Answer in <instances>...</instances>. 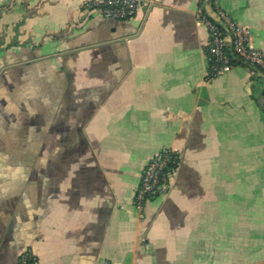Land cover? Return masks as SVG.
Listing matches in <instances>:
<instances>
[{"label": "crops", "instance_id": "0c3cea01", "mask_svg": "<svg viewBox=\"0 0 264 264\" xmlns=\"http://www.w3.org/2000/svg\"><path fill=\"white\" fill-rule=\"evenodd\" d=\"M89 0H0V264H264V74L205 77V12L252 30L264 0H141L128 22ZM169 191L144 212L147 162Z\"/></svg>", "mask_w": 264, "mask_h": 264}, {"label": "built area", "instance_id": "2783aa9c", "mask_svg": "<svg viewBox=\"0 0 264 264\" xmlns=\"http://www.w3.org/2000/svg\"><path fill=\"white\" fill-rule=\"evenodd\" d=\"M208 2L212 4L213 0ZM141 5V0H89L85 7L102 18L128 22L137 16ZM213 8L216 14L214 18L202 11L199 14V21L207 27L209 34L205 48L206 79L222 76L230 72L236 64L264 70V55L252 47V30L215 5ZM178 164L179 156L171 148L160 149L147 162L134 195V205L138 210L144 212L148 202L169 191ZM32 260L36 262L33 256ZM26 262L27 258L23 256L21 264Z\"/></svg>", "mask_w": 264, "mask_h": 264}, {"label": "trees", "instance_id": "16d2710c", "mask_svg": "<svg viewBox=\"0 0 264 264\" xmlns=\"http://www.w3.org/2000/svg\"><path fill=\"white\" fill-rule=\"evenodd\" d=\"M215 0H213L214 3ZM216 6V5H215ZM217 7V6H216ZM258 70L262 71L264 73V70L261 68H257ZM263 100H264V91H263ZM23 256H26L27 258V262L26 264H35L36 262L34 260H32V255L31 252H25L24 254H22L18 260V264H21Z\"/></svg>", "mask_w": 264, "mask_h": 264}]
</instances>
